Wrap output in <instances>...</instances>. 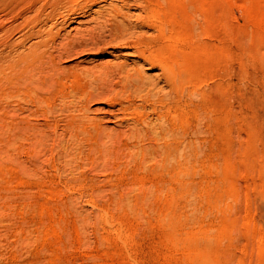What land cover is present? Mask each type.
I'll use <instances>...</instances> for the list:
<instances>
[{"label": "rangeland", "instance_id": "obj_1", "mask_svg": "<svg viewBox=\"0 0 264 264\" xmlns=\"http://www.w3.org/2000/svg\"><path fill=\"white\" fill-rule=\"evenodd\" d=\"M48 2L63 13L76 4H89L76 20L58 18L39 25L58 30L56 42L76 31L101 34L115 23L134 27L138 14L164 26L171 50L182 52L188 68L198 73L191 96L201 103L195 110L196 160L194 168L177 179L161 172L150 158L140 168L130 161L110 168L112 157L106 163L100 159L107 165L97 160L77 171L69 156L55 158L59 148L52 146L61 141L55 132L61 133V121L76 114L74 108L51 113L43 104L36 113L18 112L16 117L17 98L6 99L2 108L7 118L22 126H0V264H264V0H141L148 9L140 12L122 8V0ZM14 21L12 26L21 19ZM19 34L13 33L12 39ZM84 39L74 45L77 52L61 59L58 71L65 78L51 77L53 85L67 90L75 72L96 77L106 66L122 62L131 69L140 64L146 78L158 72L130 56L122 44L99 41L85 47L89 41ZM94 89L106 90L101 85ZM63 103L56 97L50 105L58 109ZM88 106L87 118L108 119L102 96ZM184 114L189 115L186 124L195 115L187 109ZM48 118L60 125L56 131L44 126ZM115 125L102 127L105 133L129 127ZM190 128H181L186 141ZM8 136L12 143L7 146ZM68 139L60 145L70 144ZM35 163L41 164L36 172ZM148 165H156V170L149 171ZM185 184L193 185L191 192Z\"/></svg>", "mask_w": 264, "mask_h": 264}, {"label": "bare ground", "instance_id": "obj_2", "mask_svg": "<svg viewBox=\"0 0 264 264\" xmlns=\"http://www.w3.org/2000/svg\"><path fill=\"white\" fill-rule=\"evenodd\" d=\"M40 1L43 0H0V126H22L19 122L13 123L12 120L7 118V113L2 108L6 99L17 98V101H15L17 108H13V112L16 109V117L20 113H36L43 104L49 106L51 113L69 112L70 108L73 107L76 114H69V116L67 114L65 116L67 117L66 120L61 121L63 122L61 133L57 130L58 132H55L56 135L54 136L56 139L61 137L60 142L68 136L70 144L65 142L61 146L59 140L56 142L53 139L56 142H54L55 144H52L50 140L52 146L59 148L58 151L55 149L57 151L56 154L54 153L55 158L57 156L59 158L69 156L71 162H73L72 164H74H70L73 169L77 170L84 164L90 166L97 160H99V163L107 160L106 163L112 157L114 160L108 162L112 166L110 168L117 167V165H130V162H133L135 167L140 168L146 165L147 158L148 160L149 158L154 159L161 172L171 178L187 173L190 168L193 169L196 160V126L199 125L195 110L198 106H201V103L198 104L192 101L191 96L196 91L195 83L198 80V73L195 69L188 68L184 60L186 56L184 57L182 52L171 50L168 45L170 39L166 38L167 36L164 34V26L162 27L158 23L156 25L152 16L135 14L134 27L125 28L124 25L111 24L105 30L108 38L103 36L102 33H105L103 31L101 34H94L90 31L85 34L88 38L84 39V33L76 31L74 36L67 35L65 39L56 42L59 31L53 32L50 30L51 28L45 30L46 27L41 28L40 24L45 26L50 21L58 20V18L63 21L76 20L85 15L89 4H76L75 9L70 8L63 13L64 11H59L56 5L52 4L50 6L49 0H45L44 4L40 3L37 6ZM89 1L100 4L104 0ZM122 2V8L127 10L134 7L140 12L146 7L141 0H122ZM112 10L116 11V15L119 14L116 5L112 6ZM30 12L31 15H25ZM5 14L10 17L3 19ZM127 17L133 18L132 15H127ZM17 19H21V21L12 26L10 21H17ZM137 28L153 30V32L151 31L152 33L148 35L136 31ZM15 32L20 33L18 35L19 39L13 40L11 36ZM61 38L63 37L61 36ZM83 39L89 41L85 44V47L95 43L98 45L99 41H104L108 45L112 42L122 44L123 47L121 48L131 51L130 56L141 60L143 64H149L150 68L156 67L158 72L154 77L146 78L145 75L141 74L143 69H139L140 64L139 67H132L131 69L128 64L126 68V65L122 62L106 66L103 71H98L100 75L98 74L96 77L92 76L91 73V75L87 73V75L85 74L86 77H83L79 72H75L72 80L69 79L70 88L67 90L64 88L65 85L64 87L61 84L53 85L49 81L51 77L56 80L65 78L61 74L62 70L59 68V62L64 56L69 57L68 55L72 51L74 53V45L80 43ZM27 40H31V42L25 47L26 44L23 43ZM59 69L61 73L58 71ZM63 82L66 83V81ZM99 85L104 86L106 90L100 89V92L94 93V91L96 92L94 88ZM44 89H46L45 93ZM49 90L52 91L51 94H46ZM101 96L107 106L104 113L108 116V119L87 118L86 113L89 110V103L96 97L100 99ZM56 97L64 102L62 106L60 105L61 107L57 106L58 109L56 106L50 105ZM222 97H226L225 93ZM70 103H73L72 106H68ZM224 105L225 102L223 101L222 106ZM186 109L191 113H195L194 117H190V122L187 124L184 122L189 116V113L184 114ZM108 122L115 123V126L129 127L126 130L114 129L112 133H105L102 126ZM44 126H54L53 131H56V126L60 125L57 122L50 123L48 118L45 120ZM182 126H191L187 141L181 130ZM57 133L59 134L57 135ZM104 135L109 137L108 142L104 141ZM9 137H4L7 146L12 143ZM4 141L1 142L4 143ZM100 159L104 160L100 161ZM32 165L34 172L41 167V164L37 165L35 163ZM156 165H148L149 171L151 169L156 170ZM71 167L69 168L71 169ZM67 170L68 168L65 171ZM30 172L32 173V171ZM67 173L69 174L70 171L68 170ZM33 176L35 175L33 174ZM69 179L67 178V180ZM63 183L65 184V181ZM157 183L153 184L157 186ZM185 186V190L188 193L191 192L193 185L185 184Z\"/></svg>", "mask_w": 264, "mask_h": 264}]
</instances>
